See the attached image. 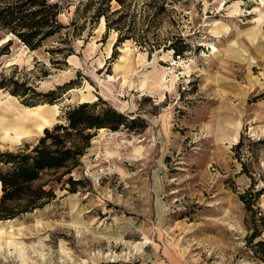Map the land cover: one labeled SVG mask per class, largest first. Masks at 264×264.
<instances>
[{"label":"rangeland","instance_id":"374dc122","mask_svg":"<svg viewBox=\"0 0 264 264\" xmlns=\"http://www.w3.org/2000/svg\"><path fill=\"white\" fill-rule=\"evenodd\" d=\"M146 1L64 0L35 49L0 29V101L132 120L92 128L76 189L14 217L27 260L0 234V264H264V0Z\"/></svg>","mask_w":264,"mask_h":264},{"label":"trees","instance_id":"16d2710c","mask_svg":"<svg viewBox=\"0 0 264 264\" xmlns=\"http://www.w3.org/2000/svg\"><path fill=\"white\" fill-rule=\"evenodd\" d=\"M111 1L106 0L107 8L100 10L101 14L107 15ZM116 1L120 3V7L113 10L116 12L126 10L130 5L127 0ZM63 2L0 0V29L16 33L32 49L38 48L44 39L63 26L58 20ZM152 2L146 1L147 4ZM187 46L173 47L175 53L181 55ZM14 82L18 83L17 80ZM56 92L54 89L47 94ZM97 103L84 101L68 108L67 122L46 127L33 146L0 150V220L14 218L52 202L56 197L55 183L81 165V158L93 136L92 128L109 126L117 129L120 124L132 121L111 106H104L96 112ZM68 180H71L73 186L70 189L74 191L77 180L71 175Z\"/></svg>","mask_w":264,"mask_h":264},{"label":"bare ground","instance_id":"6f19581e","mask_svg":"<svg viewBox=\"0 0 264 264\" xmlns=\"http://www.w3.org/2000/svg\"><path fill=\"white\" fill-rule=\"evenodd\" d=\"M10 35L11 33L7 34L4 39L10 38ZM163 77V75L159 76L156 81H161ZM159 84L162 85L161 82ZM88 97L89 94L81 90L80 98L87 100ZM60 113V105L57 102L29 106L21 104L16 96L9 95L8 101H0V145L13 146L24 140L44 134L45 128L57 121ZM101 129L103 130V127ZM0 222L1 236H10L7 244H15L19 255L22 256V260L25 262L27 260L25 257L26 248L14 242L15 240L11 237L15 229L14 218L0 220ZM33 252L32 256L44 263L47 258L44 248L35 247Z\"/></svg>","mask_w":264,"mask_h":264}]
</instances>
